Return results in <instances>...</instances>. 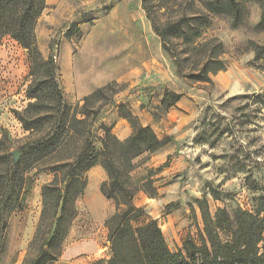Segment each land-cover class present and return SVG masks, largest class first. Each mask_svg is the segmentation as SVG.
<instances>
[{
  "label": "rangeland",
  "instance_id": "rangeland-1",
  "mask_svg": "<svg viewBox=\"0 0 264 264\" xmlns=\"http://www.w3.org/2000/svg\"><path fill=\"white\" fill-rule=\"evenodd\" d=\"M203 1L206 0H147L152 17L159 24L181 15L208 16V23L196 40L214 39L221 43L220 58L225 65L209 73L208 81H196L188 75L195 69L192 61L196 56L182 61L180 69L177 67L147 18L143 0H46L35 27L42 57L51 56L58 66L57 80L64 101L72 111L76 105L79 110L88 96L85 108L96 146H101L103 127L111 128L117 118H123L132 132L129 115L141 123L133 109H145L154 132L165 139V144L148 159L143 155L134 160V180L150 173L156 194L150 196L139 190L133 203L142 207L137 221L155 219L171 251L182 250L187 239L196 245L206 240L203 211L212 217L219 207L252 211L258 193L264 194V103L255 102V94L264 95L261 5L257 0H239L243 12L234 24L230 12H210ZM141 19V54L149 60L147 56L152 53L154 59H150L151 65H141L136 71L128 67L139 59L140 35L133 30V22ZM182 42L181 38L171 39V49L183 51ZM124 51L128 52L126 59ZM77 72L84 75L79 83L85 90L78 89ZM126 74L131 78H124ZM33 81L36 88L40 84L44 103L51 100L46 69L39 67L32 75L27 49L4 36L0 41V140L13 161L12 151L17 150L22 158L24 142L31 135L18 113L27 121L35 117L37 107L29 106L35 99L27 95ZM98 89L101 90L93 96ZM167 92L180 95L168 108L162 104ZM53 114L60 117L61 112ZM45 125V131L32 133L42 135L49 131L50 135L57 123L48 116ZM66 136L67 146L27 169L20 207L10 209L9 198L0 195V264L27 263L39 251L46 235L45 223L41 224L42 188L54 178L50 165L74 150L72 140L78 134L70 131ZM86 175L83 194L74 202L77 214L62 230L60 255L68 243L98 233L105 245L96 259H106L110 246L105 220L115 211V204L111 199L94 198L101 212H108L111 206L113 212L104 219L105 212L100 218L93 217L85 201V190L91 184L100 187L107 176L95 165ZM220 236L227 239L229 232L222 230ZM195 264H199V259Z\"/></svg>",
  "mask_w": 264,
  "mask_h": 264
},
{
  "label": "trees",
  "instance_id": "trees-1",
  "mask_svg": "<svg viewBox=\"0 0 264 264\" xmlns=\"http://www.w3.org/2000/svg\"><path fill=\"white\" fill-rule=\"evenodd\" d=\"M257 1L261 5L260 24L264 25V0ZM203 4L210 12H230L234 24L242 16L243 6L239 0H206ZM46 5V0H0V41L8 35L27 49L31 74L44 67L49 79L47 91L51 94V100L44 103L39 91L40 84L36 88L37 83L33 81L28 86V97L35 99L29 106L37 107V111L31 121L18 113L24 129L31 132L24 142L22 158L11 160L7 150L3 149V140H0V195L9 198L10 209L22 205L20 192L27 182V169L33 166V162L53 157L67 146L68 138L65 140L64 137L70 131L78 134L72 140L74 150L50 165L54 178L42 188L41 224L45 223L46 235L37 254L23 264H52L59 259L62 230L76 216L74 202L86 187L87 170L96 164L101 165L107 176L100 183V191L114 202L115 211L105 220L110 256L98 258L89 264H195L198 259L199 264H264V194L261 192L252 211L240 207L229 211L219 207L213 217L203 211L206 240L196 245L187 239L182 250L171 251L167 247L155 219L137 221L142 216V207L133 203L135 194L142 190L155 196L156 188L150 173L138 181L134 180V160L143 155L148 159L166 141L159 138L150 125H143L136 121L135 116L129 115L132 132L128 137L119 139L109 126H104V133L99 138L101 146H96L91 138L89 112L85 108L88 96L84 97L81 109L76 110V105L72 111L59 88L58 66L51 56L43 58L37 47L35 27ZM148 5L147 0H143L147 18L163 48L174 58L179 69L182 61L196 56L192 61L195 71L188 75L196 81H208L209 73L225 67L224 60L220 58L221 43L214 39L204 42L196 40L208 23L206 14L181 15L159 24L152 17ZM174 38L183 40V51L171 49L170 40ZM179 53L187 55L181 57ZM100 90L93 92V96ZM179 98V94L167 92L162 104L168 108ZM255 102L264 103V95L255 94ZM59 111L60 117L53 114ZM48 116H52L57 123L54 132L34 135L33 130L45 131ZM222 230L229 232L227 239L220 236Z\"/></svg>",
  "mask_w": 264,
  "mask_h": 264
},
{
  "label": "crops",
  "instance_id": "crops-1",
  "mask_svg": "<svg viewBox=\"0 0 264 264\" xmlns=\"http://www.w3.org/2000/svg\"><path fill=\"white\" fill-rule=\"evenodd\" d=\"M114 8H121L119 6H116ZM133 26H134V31L136 34H139V59L137 61H135L134 63H132L131 65H129V69L131 70H136L139 71V67L141 65H151L150 63V59H154V55L151 53L147 56V59L149 60H145L144 55H142V44L144 42V39L142 38V34H143V21L141 19V22H133ZM120 30H122V27L120 28ZM138 53V52H136ZM124 59H126V55L128 54V52L124 51ZM149 57V58H148ZM154 65H152L151 67H153ZM146 68H148V66H146ZM84 77L83 74L81 73H76L75 74V80L77 81V83L80 82V79ZM124 78H131V75L126 74L124 76ZM79 90L84 89L85 87L82 86L79 83L78 86ZM87 88V87H86ZM85 90V89H84ZM84 93V92H83ZM133 114L137 115L141 124L143 125H150L152 128L153 127V122L151 120V116L149 115V113H147V111L145 109H133L132 110ZM111 131L113 134H115L119 139H125L126 137H128L131 134V128L129 127V125L127 124V122L123 119V118H117L114 122L113 125H111ZM95 167L100 168L103 170L105 176H106V172L105 170L101 167V165L96 164ZM85 201L86 204L91 212V215H93V217H98L100 218V215L103 214L105 211H102L100 209L96 208L95 202L93 201V199H97L99 201L101 200H107V198L102 194V192L100 191V187H95L93 184L89 185V188L87 187V189L85 190ZM92 196V197H91ZM113 212L112 206L111 208H109L108 212H105L102 215V219H104L106 217V215H109ZM104 232V231H103ZM105 234V232H104ZM104 242L105 239L103 238L102 235L97 234H93L89 237L86 238H82L79 240H75L73 242L68 243L67 245H65L62 254L59 257V260H57V262L55 264H89L90 262H92L94 259H96L97 257H99L101 255V250L104 247Z\"/></svg>",
  "mask_w": 264,
  "mask_h": 264
},
{
  "label": "water",
  "instance_id": "water-1",
  "mask_svg": "<svg viewBox=\"0 0 264 264\" xmlns=\"http://www.w3.org/2000/svg\"><path fill=\"white\" fill-rule=\"evenodd\" d=\"M12 156L14 161H17L19 158V152L17 150L12 151Z\"/></svg>",
  "mask_w": 264,
  "mask_h": 264
}]
</instances>
